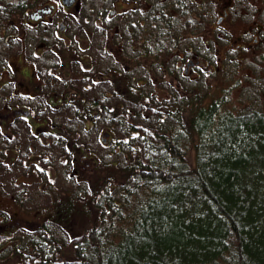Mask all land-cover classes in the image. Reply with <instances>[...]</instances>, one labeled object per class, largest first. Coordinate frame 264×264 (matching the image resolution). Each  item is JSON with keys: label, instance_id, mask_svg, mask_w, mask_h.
Instances as JSON below:
<instances>
[{"label": "trees", "instance_id": "1", "mask_svg": "<svg viewBox=\"0 0 264 264\" xmlns=\"http://www.w3.org/2000/svg\"><path fill=\"white\" fill-rule=\"evenodd\" d=\"M202 100L139 111L141 127L128 109L109 110L125 132L102 159L91 154L93 207L78 208L87 223L62 238L53 222L30 221L0 264H264V110ZM74 127L63 151L80 143ZM79 185L77 200L90 191Z\"/></svg>", "mask_w": 264, "mask_h": 264}, {"label": "flooded vegetation", "instance_id": "2", "mask_svg": "<svg viewBox=\"0 0 264 264\" xmlns=\"http://www.w3.org/2000/svg\"><path fill=\"white\" fill-rule=\"evenodd\" d=\"M66 1L69 0H45L32 8L29 5L24 11L25 19L33 25H27V22L24 25L33 33L27 34L25 30L26 46L20 48L24 52L20 54L23 60L15 59V56L10 58L11 54L5 59L0 55L5 62L0 67V248L5 244V250L12 249L6 244L15 229L27 225L26 232L30 231V220H18L21 214L10 208L16 203L24 214L28 213L25 201L33 200L36 195L35 184L32 189L28 188V178L32 174L37 181L44 180L40 177L44 173L40 162L54 171V177L42 186L43 194H50L51 188L56 191L63 152L83 170L87 164H93L90 159L94 158L91 155L94 153L85 149L91 140L89 136L78 142V148L73 150L70 144H64L67 149L63 151V140L72 138L68 128L72 121L67 117L68 125L63 131L59 119L52 116L55 114L59 118L56 109L79 107L83 111L86 130L93 128L92 116H97L102 109L137 107L147 118L143 113L146 109L155 111L158 107L187 103L195 94L204 99L201 85L205 63L210 56L215 71L218 65L214 60L224 62L234 53H237L236 57H254L253 52L264 41V0H115V5L108 9V6H95L93 0L85 13L79 11L81 0L70 4ZM58 4L73 18L81 14L80 18L85 19L87 41H69L73 29L68 21L61 19ZM108 16L112 22L107 21ZM4 24L0 22V33L5 34L2 40L8 47H14V41H10L13 33L8 36ZM79 61L85 64L80 70L83 80L80 89L72 83L71 70L73 63ZM193 74L197 80L192 87L188 86L190 93L178 87L179 90L166 92L168 98L159 99L151 91L160 85L167 88L174 80L188 84L184 78ZM166 76L170 79L162 80ZM111 79L118 80V87L109 92ZM113 92L118 101L112 99ZM74 94H84L87 98L75 101ZM112 133L109 128L102 130L103 146L113 144ZM27 135L38 137L48 149L34 152L32 146L24 143ZM33 164L38 167L29 171ZM52 181H55L54 185ZM87 184L91 185L90 182ZM91 196L90 192H81L79 200L85 201L84 198ZM61 205L62 199L53 211L42 209L43 217L47 219L39 223L53 222L59 228ZM20 221L25 223L20 225Z\"/></svg>", "mask_w": 264, "mask_h": 264}, {"label": "rangeland", "instance_id": "3", "mask_svg": "<svg viewBox=\"0 0 264 264\" xmlns=\"http://www.w3.org/2000/svg\"><path fill=\"white\" fill-rule=\"evenodd\" d=\"M44 1L45 0H0V4H5L3 8H0V22L5 23V33H8V36L11 34V32L13 33V38L10 41H14V47H8L7 42L2 40V35L5 36V34L0 33V55H2L4 59L8 54H11L10 58L15 56V59L20 57L19 59L23 60V57L20 54L24 52L23 49L21 50L20 48L22 45L23 48L26 46V40L25 38H23L25 30L27 31V34H29L30 32L33 33V30H29V27L27 26L33 25V23L25 19L24 11L28 8L29 5H31L30 8H32L38 5L39 2L43 3ZM92 1L93 0H81L79 3V11L82 13L88 11V5L91 4ZM53 2H57V0H53ZM94 5L102 7L108 6V9L111 8V6L115 5V0H95ZM78 6L79 5H76V7ZM82 7L83 9H81ZM117 7L118 5H116V8ZM57 8L60 11L59 15L62 16L61 19L63 21H68L72 26L73 30L70 32H72L73 36L69 41H87L86 28L88 27V25L84 18H80L81 14H77V17L75 19L71 16V14L66 12V8H62V6L59 4ZM18 9L21 10L18 11ZM254 9H256V7H254ZM107 21L112 22L113 19L108 16ZM114 21H116V17L114 18ZM256 21L259 22V20ZM25 22H27L26 26L24 25ZM37 32L40 33V29L37 28ZM29 41L33 40L29 39ZM236 55L237 53H234L233 57L228 58L224 62L214 60L216 65H218L215 68V71H213L214 63L210 59L212 56H210L206 60L204 78L201 85V91L204 93V99L202 100V102L209 101L212 98H219L223 99V105L225 108L232 109L234 112L247 110L249 107L264 110V41H261V43L258 44V47L252 54L255 55L254 57L249 58V55L245 57H236ZM4 59L0 58V67L5 64ZM23 62L26 63L25 61ZM73 65L74 66L71 69L73 70L72 83H74L76 87H79L80 89V87L83 86V80L80 77L82 73H80V70H82V65L85 64H83L82 61H79L77 63H73ZM166 79H170L169 76L162 78V80ZM196 80L197 77L195 74H193L189 78H184V81H186L189 85L174 80L172 84L168 83V89L162 88V86L160 85L158 89H151V91L155 92L156 94L154 96L158 97L159 99L163 97L168 98V94L166 92L179 90L178 87H182L184 90L190 93L192 91L191 88H188V86L192 87V84L196 82ZM60 84L63 86V82L61 80ZM107 85L108 84L105 83V86ZM115 87H118V80L111 79V83L110 85H108V88L110 89L109 92H112ZM73 96L75 101H81L82 99L87 98V96L84 94H74ZM116 96L117 95H115L114 93L112 99L118 101V96ZM110 98L111 97H109V99ZM157 100L158 99H156L155 101ZM136 108H131L128 111H130L132 118L133 116H137V118L133 120L135 121V123H139L141 127L140 122L143 121L144 117L139 114L142 113L141 110ZM156 109L162 108L158 107ZM56 110L59 113V118L56 117L55 114H53L52 116L59 119V124H61L63 127L62 130L65 129V127L68 125L67 117L73 118L72 120L74 121H72L71 124L73 126H76L74 127L73 132L78 133L75 134V136L78 137L80 143L87 136L91 137L89 146H85V149L90 150V153H94L99 159H102L106 154V151H108L109 149L108 147L102 145L101 136H103L104 134H101V132L103 129L109 128L113 132L112 136H114L116 140L123 137L124 135V126L118 125V123L116 122L113 123L109 119L115 114L113 111H111L110 115L109 110H100V113L97 114L98 117L96 115L92 116L93 128L86 130L84 123L78 118V113L79 115L84 117L83 111L79 107L63 106ZM151 111L152 109H146L145 111H143V113L149 116ZM94 112L96 113L97 110ZM132 118L129 117L130 122H133ZM109 122H111V126H109ZM22 139L23 138H21V141ZM24 143L25 145H28V147L32 146V150L34 152H39V150H43V148L48 149L47 146L41 144L38 141V137H30V135H27L24 139ZM78 146L79 145L77 140V148ZM33 156H37V153H33ZM61 157V173L59 174L56 181V191L51 188L50 194H43L41 192L43 184L50 178L54 177V171L53 168H47L46 163L40 162V168H44V173H42L40 177H44V180L43 182L37 181L36 177H34L32 174H30L28 178V188L32 189V184H35L34 188L36 190V195L34 196L33 200L30 199L28 201H25L24 207L25 209H27L28 213L26 212L24 214L21 209L15 205L16 203H13L10 209L15 213L19 212V214H21L20 216H18V220H20V218L29 219L30 221H34L38 224L42 220L47 219V217H43L44 215L42 213V209H51L53 211L54 206H58L61 199L67 201L69 202L68 204H71L72 206L74 205L76 207V210H72L69 219H65L62 215L61 226H59L60 230L54 223L49 224V226L51 230H53L55 235H59V237L62 238H68V236L78 231V229L82 228L87 223L88 217L85 215L87 212L79 213V209L81 211L82 208H85V206H83L85 205L84 202L89 205V212L92 211L93 207L92 196L90 197V199L84 198L85 201L81 202L83 205L79 204L81 200H77L75 198L80 181L82 182V180H86L87 183H91V185H89V192L93 195V180L96 178L94 176L93 164H87V167L83 170V168L78 166L79 164H74V161L69 160V158H67L64 153L61 154ZM77 166L79 167V169H77ZM37 167V164H33L29 166V171H33ZM76 169L78 171L77 175H81L80 178L77 177L78 179H75V177L77 176L75 175ZM101 170L102 168L100 166V171ZM86 172L89 175L88 178L86 177ZM51 183L52 185H54L55 181H52ZM81 192L85 194L84 189H82L80 193ZM23 223H25V221L19 222L20 225H22ZM26 227L27 225H22L15 229L12 232V235L9 237L8 243L6 245H12V243H14L18 236L26 234ZM29 227L30 229H35L33 225L29 224ZM4 250L5 244H3V246L0 248V252Z\"/></svg>", "mask_w": 264, "mask_h": 264}, {"label": "water", "instance_id": "4", "mask_svg": "<svg viewBox=\"0 0 264 264\" xmlns=\"http://www.w3.org/2000/svg\"><path fill=\"white\" fill-rule=\"evenodd\" d=\"M74 0H69V1H66V3L70 4L72 3Z\"/></svg>", "mask_w": 264, "mask_h": 264}]
</instances>
